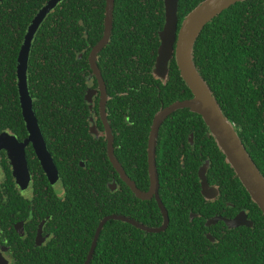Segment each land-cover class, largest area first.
<instances>
[{
  "label": "trees",
  "instance_id": "1",
  "mask_svg": "<svg viewBox=\"0 0 264 264\" xmlns=\"http://www.w3.org/2000/svg\"><path fill=\"white\" fill-rule=\"evenodd\" d=\"M47 1L0 3V126H26L17 62L28 27ZM203 1L180 0L179 28ZM106 18L107 0H64L43 22L31 50L29 87L36 116L47 141L53 144L66 185L84 192L81 199H73V211L87 214L82 225L86 228L81 227L86 243H71L63 249L56 246L54 264H84L96 229L108 215L132 217L150 227L164 222L157 203L136 197L132 206L125 183L124 192L108 185L114 169L104 142L99 147L104 152L81 156L86 166L73 165L67 158L73 154L74 131L50 129L82 126L78 134H87L85 97L90 86H98L96 79H88L93 75L90 59L105 35ZM165 19L164 0H115L112 35L97 57L109 94L118 95L109 103L111 107L118 101V112L112 110L109 116L119 132L117 156L143 187L148 183V140L155 115L176 101L193 97L175 57L166 80L154 73ZM194 55L224 112L243 127L242 138L264 174V109L257 106V97H264V0L238 2L208 23ZM193 131L196 137L191 145L188 137ZM50 135L59 137L52 142ZM86 143L84 149L88 150L89 140ZM205 161H209V180L222 191L214 202L201 192L198 169ZM158 171L170 217L166 229L151 233L111 219L103 227L90 264H264V214L227 163L201 115L185 108L164 122L158 139ZM230 201L245 208L254 225L224 231V222L207 227L213 215H228L225 208ZM81 233L78 230L73 235ZM61 252L70 253L73 259L58 255Z\"/></svg>",
  "mask_w": 264,
  "mask_h": 264
},
{
  "label": "water",
  "instance_id": "2",
  "mask_svg": "<svg viewBox=\"0 0 264 264\" xmlns=\"http://www.w3.org/2000/svg\"><path fill=\"white\" fill-rule=\"evenodd\" d=\"M64 0H48L47 3L39 10L37 15L31 21L24 42L18 57L17 62V86L19 90L20 104L24 121L29 131V136L25 142L20 143L14 140V137L9 134H0V142L7 145L9 149L16 148V144L25 148L27 143L32 142L38 152L39 158L52 178H57L58 170L50 154L41 126L34 110V99L29 87V63L30 55L35 37L42 26L47 16ZM245 0H204L196 8H194L183 20L179 28V7L180 0H164L165 2V25L160 31L161 45L158 51L156 67L154 73L157 77L164 80L167 79L170 71V63L175 57L177 65L180 69L181 76L193 93V97L185 100L176 101L167 107L161 109L154 118V126L149 141V166L151 175L150 191L144 192L140 190L135 182L127 175L125 169L121 166L113 149V133L109 125L106 114L107 88L103 79L101 70L98 65V54L108 44L113 30L115 0H107V18L105 35L101 41L93 48L91 53V65L93 75L99 80L101 85L103 108V120L106 126V134L109 137V154L115 168L120 172L122 178L133 188L137 196L143 200L151 199L154 195L157 196L159 207L164 216V224L161 227H149L141 224L134 219L124 215H108L98 225L95 237L84 264H90L95 253L97 243L104 225L111 219L121 220L131 223L146 232H161L166 229L169 224L170 217L168 210L159 197V175L157 171L156 139L159 135L160 127L165 120L180 109L188 108L194 113L201 115L209 128L211 135L215 138L219 148L226 156V161L234 169L236 176L240 179L252 200L257 204L264 214V174L258 167L255 160L252 158L244 143L241 140L233 122L225 115L217 97L206 79L203 77L195 62V45L198 38L206 25L212 22L217 16L238 2ZM2 0H0V3ZM82 54L80 55V57ZM97 91L89 87L87 98L90 103L91 97ZM91 120L94 122L93 117ZM209 162L201 168L199 174L201 178L202 193L207 199L215 198L219 192L218 189L211 186L207 177V169ZM219 217V216H217ZM248 214L243 211L240 216L235 219H225L227 225L231 228L235 226L247 225L253 226L254 222L247 218ZM220 218V217H219ZM216 217L209 220L206 225L217 222ZM211 240H214L212 235H208Z\"/></svg>",
  "mask_w": 264,
  "mask_h": 264
},
{
  "label": "flooded vegetation",
  "instance_id": "3",
  "mask_svg": "<svg viewBox=\"0 0 264 264\" xmlns=\"http://www.w3.org/2000/svg\"><path fill=\"white\" fill-rule=\"evenodd\" d=\"M88 79L90 81L96 79L98 82V86L96 88L90 86L91 88L97 91L94 94V96L91 97L90 103L88 102L87 96L85 97L86 107H84L83 110L87 114V109H88V113H89V124L87 125L88 126L87 134H83V133L80 135L78 134V131L81 130V128H83L82 126L51 127V128L49 127L52 130L59 129V131H70V130L74 131L75 135L74 137H72L74 141L71 145L69 144L73 148V151H71L73 154L71 155V157L68 156L67 158V160L69 161L68 163L74 165L75 162H78V165L86 166L87 161L86 160L80 161L81 156L86 155V157H89L90 155H92L93 157L94 154H98V151L104 152V150L102 149L103 147L99 148L101 143L104 142L106 155L109 158L114 169L112 170V176L110 177L112 182L108 183V185L114 186V189L112 188L114 191L119 190V192H124L123 188L125 183V185L129 187L128 195L131 197L130 205L132 206L135 204V198L137 197L141 201H147L150 204L155 202L159 207V202L157 200L156 195H154L151 199L148 200H143L139 198L136 192L133 190V188H131V186L128 185V183L122 178L120 172L115 168L114 164L112 163L109 154V150H110L109 137L106 134L107 130L103 120L104 113H103V108L101 106V102H102L101 85L96 75H92V77H89ZM107 96L108 98L106 102V114L109 121V125L111 127V131L113 133L114 154L117 157L118 161L120 162L121 166L125 169L127 175L130 177V179L133 182H135L137 187L144 192H148L150 191L151 188V175H150V166H149V141L153 127L151 129L148 140V156H147L148 183L146 187L145 186L143 187L142 185L143 183L139 185L138 182L135 181V178H133V176L128 173L122 161L117 156V150L120 144V141L118 140L119 132L117 131V129H114L113 123H111V121L109 120V116L112 110L115 112V114L118 112V101L113 102L111 107L109 106V103L111 99H113L114 97H118V95L109 94L107 88ZM257 106L264 109V97H257ZM224 113L233 122L236 131L241 137L242 142L244 143L246 149L250 153L241 135L240 130H243V127L239 128L235 120H233V118H231L228 115V113H226V111ZM91 117H93L95 124L91 120ZM153 126H154V121H153ZM17 130H22V132L19 134ZM41 130L47 148L50 154L52 155L55 165L57 167L53 154L54 148H51L53 144H50L47 141L48 139L47 137H45L42 128ZM261 130H264V127H262ZM0 134H9V136L14 137L15 141L23 143L28 138L29 131L27 126L17 127L15 129L7 126H0ZM64 136L66 138H70V135H64ZM50 137L52 139V142H55V140L58 139L59 136L50 135ZM159 137H160V130H159L158 138L156 139L157 171H158ZM195 137H196V133L194 131L191 132L190 136L188 137V141L190 142L191 145L195 144ZM87 140H89V146H88V150H85L84 147L87 144L86 143ZM7 145H13V144L12 143L4 144L0 142V264H54V259H55L54 248L56 246L63 249L71 243H75V244L81 243L82 245L86 243V239L85 237H83L84 235H86V232L85 229L82 230L81 227H85L82 225L86 221L87 214L75 213L73 211V209L75 208L73 205V199L76 200L77 197L81 199L84 196V192L82 190L73 191L72 189L69 188V184L68 186L66 185L65 183L66 181L64 178L65 176L63 175V172L59 166L57 167L58 176L57 178H53L52 180L47 170L43 166L39 158L37 149L32 142L27 143L24 150L18 144L15 145L16 146L15 149L14 148L9 149ZM207 162L209 161H205L198 169V177L200 179V183H201V178L199 172ZM207 167H208L207 169V177H208L209 165ZM68 172L72 173L71 170H69ZM158 175L160 182L159 197L162 199V195H161L162 184H161V177L159 171H158ZM66 178H69L70 180L69 175ZM138 179H140V177ZM209 183L211 186L218 189L219 194L212 199H207L204 195L203 196L207 201H211V202L217 201L219 198L222 197L221 188L217 184H212L210 180ZM201 192H202V185H201ZM162 201L164 203L163 199ZM226 206L229 207L227 210L225 208V211L226 213H228V215H223L219 213L213 215L208 219V221L211 220L212 218L214 219L215 217L219 220L207 227L217 226L221 222L225 223V226H223L222 229L223 231L224 228L233 230L236 228L247 226V225H241L231 228L229 225H227L225 219H235L236 217L240 216L243 211H245L248 214L247 218L249 220L251 218L249 217V213L247 212V210L245 208H237L236 203L230 201L226 203ZM232 209L233 211H231ZM233 212L235 213L233 214ZM191 214L194 215V213ZM217 216H219L220 218ZM128 218L134 219L132 217H128ZM136 221L139 222L138 220ZM78 230L82 232L81 235L78 236L73 235V233H75ZM58 255H63V257H67L70 260L73 259V255H71L70 253L61 252L58 253ZM74 257H78L76 259H79V256L77 255H74ZM60 260H64V259L60 258Z\"/></svg>",
  "mask_w": 264,
  "mask_h": 264
}]
</instances>
